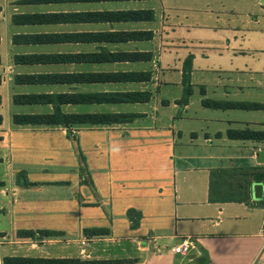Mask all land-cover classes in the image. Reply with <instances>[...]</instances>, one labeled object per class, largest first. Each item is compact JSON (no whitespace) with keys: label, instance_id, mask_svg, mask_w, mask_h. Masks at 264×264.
Returning a JSON list of instances; mask_svg holds the SVG:
<instances>
[{"label":"crops","instance_id":"crops-1","mask_svg":"<svg viewBox=\"0 0 264 264\" xmlns=\"http://www.w3.org/2000/svg\"><path fill=\"white\" fill-rule=\"evenodd\" d=\"M244 130L264 132V0H0V264H264ZM70 139L84 162L58 178Z\"/></svg>","mask_w":264,"mask_h":264},{"label":"trees","instance_id":"trees-1","mask_svg":"<svg viewBox=\"0 0 264 264\" xmlns=\"http://www.w3.org/2000/svg\"><path fill=\"white\" fill-rule=\"evenodd\" d=\"M134 17L135 18H142V17L144 18V14L135 13ZM191 69H192L191 60L187 59V61L185 62V65H184V73H183V85L185 86V91H184V96L180 100V103L184 104V105L189 102V97L192 94L191 76H190ZM135 76L136 75H132L131 78H134ZM134 80H137V79H134ZM138 97L139 96L136 94H134V95H132V94H116V95L110 96V101H113V102H133V101L140 100ZM27 119L28 118H23V121H25ZM72 119H78V118L75 117ZM95 119H96V122H99V123H109V122L111 123V122H115V121L126 120L127 117L123 116L121 118V117L100 116V117L95 118ZM67 128H70V127L67 126ZM234 136L237 138H246V139L261 140V141L264 140V132H254V131H250V130L237 131L234 133ZM83 171H84V169H83ZM133 212L134 211L130 210L128 213L131 216ZM98 232H99V230H96V229L87 231V233L89 235H92V234H95Z\"/></svg>","mask_w":264,"mask_h":264},{"label":"rangeland","instance_id":"rangeland-1","mask_svg":"<svg viewBox=\"0 0 264 264\" xmlns=\"http://www.w3.org/2000/svg\"><path fill=\"white\" fill-rule=\"evenodd\" d=\"M195 97H197V95H195ZM68 145H69V148L67 150L65 143H63V145L59 144L58 149H57L59 150V154L55 153L54 155L55 168L56 166H61L63 164L65 165V167L69 168L67 175H65L64 177L58 176V174L55 173V176H58V178L69 177L73 179L75 174L78 175L77 170H78L80 163L84 162V158L82 157L81 153L78 154L79 150H77L78 149L76 148L77 145L75 146V143L73 142V140L70 139Z\"/></svg>","mask_w":264,"mask_h":264},{"label":"built area","instance_id":"built-area-1","mask_svg":"<svg viewBox=\"0 0 264 264\" xmlns=\"http://www.w3.org/2000/svg\"><path fill=\"white\" fill-rule=\"evenodd\" d=\"M191 243L190 242H184L181 245L174 247L172 249L173 253L179 254V255H185L190 250Z\"/></svg>","mask_w":264,"mask_h":264}]
</instances>
